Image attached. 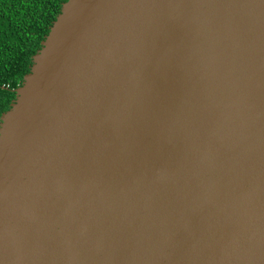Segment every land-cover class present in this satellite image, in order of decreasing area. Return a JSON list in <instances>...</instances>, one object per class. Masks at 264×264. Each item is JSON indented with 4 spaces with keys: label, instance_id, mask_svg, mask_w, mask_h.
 Returning a JSON list of instances; mask_svg holds the SVG:
<instances>
[{
    "label": "water",
    "instance_id": "obj_1",
    "mask_svg": "<svg viewBox=\"0 0 264 264\" xmlns=\"http://www.w3.org/2000/svg\"><path fill=\"white\" fill-rule=\"evenodd\" d=\"M0 118V264H264V0H67Z\"/></svg>",
    "mask_w": 264,
    "mask_h": 264
},
{
    "label": "trees",
    "instance_id": "obj_2",
    "mask_svg": "<svg viewBox=\"0 0 264 264\" xmlns=\"http://www.w3.org/2000/svg\"><path fill=\"white\" fill-rule=\"evenodd\" d=\"M67 0H0V118Z\"/></svg>",
    "mask_w": 264,
    "mask_h": 264
}]
</instances>
